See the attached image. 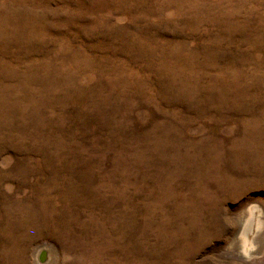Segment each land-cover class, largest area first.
I'll list each match as a JSON object with an SVG mask.
<instances>
[{"label":"rangeland","instance_id":"rangeland-1","mask_svg":"<svg viewBox=\"0 0 264 264\" xmlns=\"http://www.w3.org/2000/svg\"><path fill=\"white\" fill-rule=\"evenodd\" d=\"M0 264H264V0H0Z\"/></svg>","mask_w":264,"mask_h":264},{"label":"bare ground","instance_id":"bare-ground-1","mask_svg":"<svg viewBox=\"0 0 264 264\" xmlns=\"http://www.w3.org/2000/svg\"><path fill=\"white\" fill-rule=\"evenodd\" d=\"M249 209V208H248ZM247 211V210H246ZM249 211V210H248ZM249 214V213H248ZM247 214V215H248ZM243 220H244V218H243ZM244 227H245V222H243V224L241 225V227H240V231H242L243 229H244ZM257 228H259V226H257ZM247 230V229H246ZM256 231V233H258V230L256 229L255 230ZM256 237H257V235H256ZM255 242H256V240H255ZM235 244V243H234ZM238 248V247H237ZM236 249V248H235ZM253 250V248L251 247V249H249L248 250V252H250V251H252ZM256 250V249H255ZM239 252V251H238ZM241 254L242 255H245V253H243V252H241Z\"/></svg>","mask_w":264,"mask_h":264}]
</instances>
